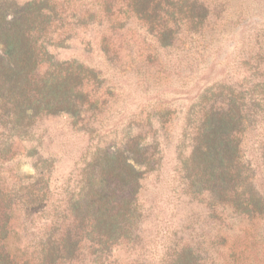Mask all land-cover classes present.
<instances>
[{
  "label": "trees",
  "instance_id": "trees-1",
  "mask_svg": "<svg viewBox=\"0 0 264 264\" xmlns=\"http://www.w3.org/2000/svg\"><path fill=\"white\" fill-rule=\"evenodd\" d=\"M105 3L138 21L163 49H192L207 37L213 16L210 0ZM58 7L52 0H0V264H56L84 257L87 249L108 252L135 241L143 220L138 196L155 154L142 137L113 152L98 150L63 198L52 191L47 162L38 159L36 174L26 177H11L2 167L14 142H26L43 118L81 120L103 107L100 73L78 60L60 61L52 51L56 31L68 29ZM100 12L92 4L83 18ZM248 47L241 83L207 90L186 120L191 154L180 158L183 191L219 225L264 218L256 182L264 178V38L251 36ZM172 249L162 264H219L222 255L203 242Z\"/></svg>",
  "mask_w": 264,
  "mask_h": 264
},
{
  "label": "rangeland",
  "instance_id": "rangeland-1",
  "mask_svg": "<svg viewBox=\"0 0 264 264\" xmlns=\"http://www.w3.org/2000/svg\"><path fill=\"white\" fill-rule=\"evenodd\" d=\"M52 1L68 28L56 31L52 51L60 61L78 60L100 73L103 107L81 120H40L26 142H14L11 160L2 165L6 174L35 175L40 159L49 165L52 191L63 198L98 150L113 152L142 137L147 152L155 154L138 196L143 213L138 238L108 252L87 249L84 257L56 264H162L174 245L187 242L214 248L222 254L219 264H264V218L219 225L205 204L186 195L180 174V158L191 154L184 137L190 111L207 90L241 83L251 36L264 38V0H210V31L192 49L161 48L138 21L116 6L108 10L105 0ZM92 4L101 12L83 18ZM256 182L264 193L263 176Z\"/></svg>",
  "mask_w": 264,
  "mask_h": 264
}]
</instances>
